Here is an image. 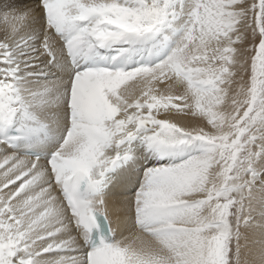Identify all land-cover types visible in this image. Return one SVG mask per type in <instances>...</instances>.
<instances>
[{
	"label": "snow or ice",
	"instance_id": "snow-or-ice-1",
	"mask_svg": "<svg viewBox=\"0 0 264 264\" xmlns=\"http://www.w3.org/2000/svg\"><path fill=\"white\" fill-rule=\"evenodd\" d=\"M0 264H264V0H0Z\"/></svg>",
	"mask_w": 264,
	"mask_h": 264
}]
</instances>
